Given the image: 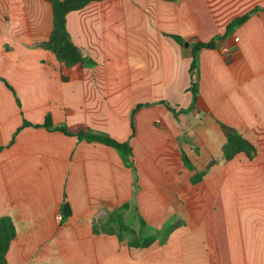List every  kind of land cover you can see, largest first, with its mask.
<instances>
[{
  "label": "crops",
  "instance_id": "1",
  "mask_svg": "<svg viewBox=\"0 0 264 264\" xmlns=\"http://www.w3.org/2000/svg\"><path fill=\"white\" fill-rule=\"evenodd\" d=\"M53 19L45 0H0V219L16 229L7 264H264V0L92 2L67 15V30L97 65L64 71L36 47ZM212 41L184 112L192 46ZM48 115L129 142L134 167L115 148L39 126ZM222 125L254 145L253 159H224ZM183 152L197 171L214 162L196 185ZM124 204L168 237L139 248L94 232Z\"/></svg>",
  "mask_w": 264,
  "mask_h": 264
},
{
  "label": "trees",
  "instance_id": "2",
  "mask_svg": "<svg viewBox=\"0 0 264 264\" xmlns=\"http://www.w3.org/2000/svg\"><path fill=\"white\" fill-rule=\"evenodd\" d=\"M50 3L53 8V31L48 41H44L36 45L37 48L44 50H49L53 52L58 61L61 64L62 71L67 69H72L74 67H94L97 63L85 56L81 49L78 48L72 41L71 36L67 30V15L71 12L81 10L85 8L92 2H101L103 0H45ZM167 1H176V0H167ZM256 11V10H254ZM253 11V12H254ZM249 13L241 18L233 21L229 28L228 33L234 26L241 25L245 23L250 15ZM174 39L183 45L185 40L175 36ZM218 39H221L219 37ZM215 41L210 43H195L192 46V64L190 68L191 73V87L190 90L193 93V105L189 110L184 112L191 111L198 99V86H199V56L200 52L203 49L215 48ZM68 77L63 75V81H68ZM144 105H139L135 108L132 113V127L134 129V117L136 112L141 109ZM169 109L174 112V110L169 106ZM175 113V112H174ZM32 126L26 120L23 123L22 127ZM49 130H59L64 132L67 135L77 137L79 140L100 143L112 148H115L121 155L124 164L129 167H134L133 162V150L129 142H119L107 134L97 133L87 129L69 128L67 126H55L52 120L51 115H48L45 119V122L42 125ZM222 130L225 134L227 142L223 147L224 159L226 161L232 160L238 154L244 153L249 159H253L256 155V148L254 145L244 138L237 130L222 125ZM3 148L0 147V151ZM183 162L185 166L194 171V175L191 178V182L196 185L200 183L203 177L209 172L211 167L214 165V162L204 170L197 171L189 157L186 153L183 152ZM136 213V206H131V204H124L122 206H117L108 212L106 220L101 224L94 226V232L106 233L110 235H115L119 238L120 241H126L131 247L145 248L152 245L158 238L168 237L167 228L165 227L162 230H157L149 226L145 220ZM61 212L64 218H68L72 215V210L67 201L62 205ZM138 224V228H135V225ZM16 236V229L14 223L10 217H3L0 219V264H7L6 255L9 250L11 241Z\"/></svg>",
  "mask_w": 264,
  "mask_h": 264
},
{
  "label": "built area",
  "instance_id": "3",
  "mask_svg": "<svg viewBox=\"0 0 264 264\" xmlns=\"http://www.w3.org/2000/svg\"><path fill=\"white\" fill-rule=\"evenodd\" d=\"M235 41L237 42V41H239V38H235ZM62 219V217L59 215V216H57V220H61Z\"/></svg>",
  "mask_w": 264,
  "mask_h": 264
},
{
  "label": "water",
  "instance_id": "4",
  "mask_svg": "<svg viewBox=\"0 0 264 264\" xmlns=\"http://www.w3.org/2000/svg\"><path fill=\"white\" fill-rule=\"evenodd\" d=\"M188 45H189L188 43L185 44L186 47H187Z\"/></svg>",
  "mask_w": 264,
  "mask_h": 264
}]
</instances>
